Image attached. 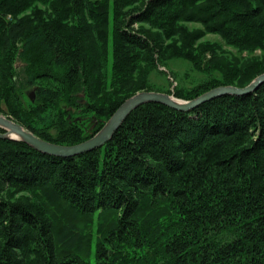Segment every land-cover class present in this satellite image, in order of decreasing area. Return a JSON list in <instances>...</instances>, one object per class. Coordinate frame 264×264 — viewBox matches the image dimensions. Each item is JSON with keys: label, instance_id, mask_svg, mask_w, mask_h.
<instances>
[{"label": "trees", "instance_id": "1", "mask_svg": "<svg viewBox=\"0 0 264 264\" xmlns=\"http://www.w3.org/2000/svg\"><path fill=\"white\" fill-rule=\"evenodd\" d=\"M172 58L211 75L175 97L248 85L264 0H0V113L48 142L91 138ZM0 264H264V83L143 104L71 157L0 138Z\"/></svg>", "mask_w": 264, "mask_h": 264}, {"label": "water", "instance_id": "2", "mask_svg": "<svg viewBox=\"0 0 264 264\" xmlns=\"http://www.w3.org/2000/svg\"><path fill=\"white\" fill-rule=\"evenodd\" d=\"M263 83L264 73L258 75L251 83L244 87L218 86L190 100L180 99L174 95L158 91H141L125 100L108 119L104 127L95 135L84 142L70 146L48 142L27 130L18 122H15L4 114H0V138L22 140L46 154L71 157L102 147L113 138L114 134L122 126L127 117L143 104L155 102L165 104L177 110L190 111L220 96L246 95L252 93ZM30 95L31 100L34 101L35 92Z\"/></svg>", "mask_w": 264, "mask_h": 264}, {"label": "rangeland", "instance_id": "3", "mask_svg": "<svg viewBox=\"0 0 264 264\" xmlns=\"http://www.w3.org/2000/svg\"><path fill=\"white\" fill-rule=\"evenodd\" d=\"M139 25L140 24H135V27L137 28ZM188 25L191 28H202V25L199 23H189ZM214 40L222 42L221 37L215 33H209L203 39H201V42ZM225 48L232 50L234 53H236V49L234 47L226 45ZM261 53L262 50L260 49L254 52V54ZM244 54H246V52H244ZM212 74L213 76H220V73L218 72H214ZM210 76V74L204 73L196 69L190 61L184 58H172L164 62L163 65H159L157 69L152 71L149 76V80L153 91L166 93V90H174L175 87H193L198 83L207 80ZM33 92H35V88L30 87L27 93L32 94ZM9 118L12 119L11 117Z\"/></svg>", "mask_w": 264, "mask_h": 264}]
</instances>
